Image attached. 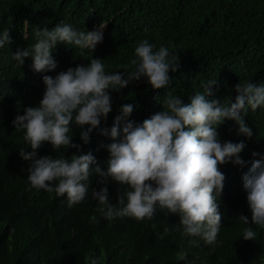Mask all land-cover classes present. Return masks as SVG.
I'll list each match as a JSON object with an SVG mask.
<instances>
[{"label":"trees","instance_id":"1","mask_svg":"<svg viewBox=\"0 0 264 264\" xmlns=\"http://www.w3.org/2000/svg\"><path fill=\"white\" fill-rule=\"evenodd\" d=\"M24 8L37 10L40 16L48 13L46 20L37 23L49 28L64 22L89 31L95 24L107 23L102 48L96 52L59 50L56 45L52 52L58 67L44 75L86 65L95 54L110 70L131 71L129 61L144 39L156 49L168 48L179 63V69L169 73L172 79L167 88L153 90L142 78L120 91L110 90L112 111L90 133L88 144L80 139L88 126L70 125L72 142L81 146L79 152L76 148L54 151L45 142L37 150L38 156L67 158L92 152L106 170L108 152L101 145L111 141L100 129L111 128L123 104H134L130 119L142 123L162 110L168 92L188 103L202 91V83L216 79L215 98L224 101L234 99L232 89L238 82L264 83V0H0V32L9 29L13 40L12 45L0 48V90L5 88L0 93V264H89L86 257L94 255L100 257V264H264V229L252 225L256 239L244 240L245 225L237 219L241 214L249 221L251 217L242 175L251 160L260 159L253 152L264 155V108L242 113L252 129L251 138L239 134V126L232 120L218 128L221 143H245L239 155L246 164L219 165L225 180L218 197L223 215L215 245L185 234L178 214L167 210L157 208L151 220L109 219L97 210L98 202L92 197L66 209L58 205L55 192L31 187L26 171L30 162L19 155L21 147L31 148L23 130L9 124L13 110L23 115L24 108L38 105L45 91L43 80L39 85L29 71L30 58L24 66L12 59L16 49L29 42L11 21ZM98 179L95 174L90 176L91 188L102 186L96 183ZM112 182L123 191L126 186L109 180V202L115 205L123 191L116 190ZM181 251L188 253L186 259H181Z\"/></svg>","mask_w":264,"mask_h":264},{"label":"clouds","instance_id":"2","mask_svg":"<svg viewBox=\"0 0 264 264\" xmlns=\"http://www.w3.org/2000/svg\"><path fill=\"white\" fill-rule=\"evenodd\" d=\"M48 17V13L40 16L37 10L24 8L11 19L29 41L24 48L16 49L12 59L24 66L25 60L30 58L29 71L39 85L42 80L45 85L37 106L24 108L23 115L13 110L9 118L10 125L23 130V138L31 148V151L25 147L19 149L20 157L30 162L26 171L31 187L55 192L58 205L66 209L92 197L98 202L97 210L109 219L151 220L157 208L167 210L168 214H178L185 234L199 236L205 244L215 245L223 215L218 197L223 192L225 180L219 165L246 164L239 155L245 143H221L218 128L226 120H232L239 126V134L251 138L252 129L246 125L242 113L264 108V83L238 82L232 89L234 99L224 101L215 98L216 79L202 83V91L192 95L188 103L168 92L161 104L162 110L142 123L130 119L135 105L123 104L111 128L100 129L111 141L101 145L108 152L106 170L100 167L92 152L73 153L67 158L38 156L37 150L45 142L54 151L76 148L79 152L81 146L72 142L70 125L73 123L81 129L88 126L80 133L81 141L88 144L90 133L99 127L101 120L106 121L112 111L110 90L120 91L142 78L153 90L164 89L172 79L169 73L179 69L177 56L168 48L156 49L144 39L138 42L134 57L129 61L131 71L110 70L104 59L95 54L86 65L69 67L54 76L44 75L58 67L52 52L56 45L59 50L79 48L96 52L105 43L107 26V23L95 24L84 31L64 22L51 28L37 23L38 19ZM12 44L11 31L4 29L0 32V48ZM1 89L0 93L5 90ZM258 155L260 159L251 160L250 167L242 175L251 212L250 221L243 214L237 218L245 225L244 240L256 239L257 232L252 225L264 229V155L252 153L253 157ZM93 174L99 177L96 183L102 186L90 187ZM110 179L126 186L123 191L122 186L112 182L116 190L123 191L115 205L109 202ZM89 189L91 194L88 195ZM167 231L169 229L165 228ZM187 255L186 251L180 253L181 259H186ZM86 259L89 264H100L97 255Z\"/></svg>","mask_w":264,"mask_h":264}]
</instances>
